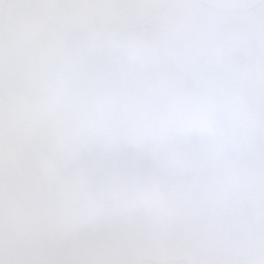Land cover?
Returning a JSON list of instances; mask_svg holds the SVG:
<instances>
[{"label":"snow or ice","instance_id":"obj_1","mask_svg":"<svg viewBox=\"0 0 264 264\" xmlns=\"http://www.w3.org/2000/svg\"><path fill=\"white\" fill-rule=\"evenodd\" d=\"M0 264H264V0H0Z\"/></svg>","mask_w":264,"mask_h":264}]
</instances>
